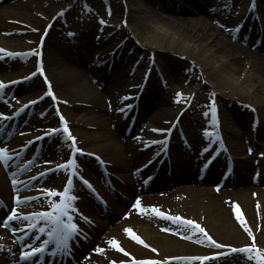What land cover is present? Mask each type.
<instances>
[{
  "label": "bare ground",
  "instance_id": "6f19581e",
  "mask_svg": "<svg viewBox=\"0 0 264 264\" xmlns=\"http://www.w3.org/2000/svg\"><path fill=\"white\" fill-rule=\"evenodd\" d=\"M72 1L74 0H16L8 9L0 8V49L20 54L14 55V60L5 58V60L0 61V64L4 65V67L7 66V70L25 67V69L27 68L26 70L30 69L28 73H31L36 67L44 69L45 77L43 78V83H47V81L50 83L57 97L55 101L65 100L68 102L67 106H73L72 110H69L68 107L66 109L59 104V108L65 113L62 114L65 121L74 128L72 134L77 137L75 142L78 146L83 147L89 152L99 155L108 163L112 173L126 181L125 187L119 181L120 184L117 185L116 180V185L118 186L116 195L121 190L127 197L126 202L132 198L133 184L129 175L124 173L125 170L130 171L133 166L136 169V167L145 162L149 156L148 154H150L148 152L152 151L154 154V151H157V145H154V142L151 140L154 139L157 132L168 128L181 108V106L176 104V100L173 99V95L167 85L165 86L167 87V91L163 89L165 87L162 88L157 85L153 80V71H150V76L146 79L143 92L141 91L139 98V120L142 124L135 126L136 130H142L140 133L142 134L141 138L138 140L128 138V145L122 146L115 141V138L112 136L113 133L107 129L106 122L116 123V116L114 117L113 113L107 112V102L113 104L115 109H122L127 105L129 100L126 96L130 93H135L137 90L142 72L151 58L153 60L161 58L168 64L169 69L168 71L166 70V77L170 79V82L172 80L171 85L174 84L175 88L178 89L181 86L184 87L181 88L182 94L180 100H187L191 94L197 92L202 87V85L195 84L189 78L188 85L183 84L185 76L188 77V75L180 74V69L182 65H186L189 62V65L193 64L198 70L199 82L204 80L203 85L210 87L214 93H218L221 97H228L230 100L237 98L243 103H250L255 108L258 117L257 126L252 128L253 112H244L236 106L232 114L226 112L227 109L225 111L222 110L221 126L223 128V137L228 141L227 152L233 155L232 159L235 160L236 164L235 173L237 179L229 187L233 189L242 187L241 191L234 190L233 192H227L225 195L222 193V195L216 196L209 189L199 185L184 186L163 198L157 196L144 198L142 206L146 208V211L142 214L138 209L135 211L136 213L133 210L126 219H122V213H125L129 209L125 207L122 199L117 202L114 201L111 195L107 196V193H104L109 200L114 215L112 213L109 214L108 224L100 226L95 231L92 242L94 245L92 248L100 247L104 251L102 253L95 251L92 254L91 248L89 252L92 257L88 259L89 261L82 258L86 256L85 254L89 253L83 254L80 259L85 264H112V262L127 258L129 259L126 261L158 260V258L163 260L168 257L206 254L205 251H201L191 244L182 242L178 238L160 229H156V227H161L165 231H167V228L177 231L180 228L176 226L177 224L173 220H169L164 216L158 217L154 215L151 208L147 206L158 207L167 216H179L184 218V220L190 219L196 221L207 229L218 244L224 247L220 251L227 250L228 248L232 250L233 248L239 249L244 246H250L253 243V237H255V244L260 249H264V190L253 185L252 175L250 178L248 177V172L254 169V163H252L250 157L245 155L246 147L237 141L240 136L253 138V134L255 133L256 140L254 147L264 150V57L250 52L234 41L232 42L229 36L221 32L220 29H216L211 22L199 20L195 16L197 12H205L207 18L229 19L232 16L231 13L229 14V10L231 9L228 8L226 13L222 9L225 8L227 2L224 0H184L186 7L184 8L180 5L177 8L174 0H161L158 4H162L161 6L169 14L164 17L154 13L153 10L135 0H119L116 9L111 8V11L103 14L105 17H108L106 21L107 25L96 28L90 27L89 23L83 24L87 22L86 18L88 17L70 12L72 16L69 17L68 22L69 26L72 25V29L68 28L65 30V37L67 41H70V47L61 48L63 37L58 31L53 29L59 30L58 24H62V22L59 20V16L55 17V13L59 12L58 15L62 13L64 16L65 12L63 11L69 10L66 9V5ZM145 1L149 5L154 3L153 0ZM167 2L169 4L174 2L173 7H168ZM211 3L212 5H210ZM215 4L218 5V8L216 9V6L211 8ZM74 6L72 5V7ZM242 11L244 13L245 8ZM230 12L233 13V11ZM173 14L183 16L176 15L173 17ZM188 14L190 15L185 17ZM46 15H48L47 18L45 17ZM64 18L66 19V17ZM68 22L65 21L62 24L61 31L65 29V25ZM44 29H49L48 34L52 35L48 45L47 40H44V43L40 41V36ZM68 30L74 34L68 37ZM255 31L257 32L256 37H261V30H257L256 28ZM120 40H123L120 47L115 49L118 51L116 56L122 58V60L129 58V56L137 58L141 54L143 55V59H141L142 56L139 58L140 63L134 66L135 72L132 75H129V72L133 69L130 66H123L121 64L118 67H114L111 73L108 72L107 62L109 60L104 63L105 65H102L108 54L101 61L92 64L93 58L99 56L98 52L100 51L98 49H101L106 43H108V47H110L109 43L114 46ZM247 40L252 41L251 37L247 38ZM101 44L102 46H98L97 49V45ZM263 45L264 39L261 48ZM108 47L106 49L103 48L101 52L107 53L110 51L111 49ZM40 51H43V57L40 56ZM241 53L246 54V60L241 58ZM22 58L25 61L21 60ZM29 63H32V67H29ZM74 65L84 67L87 69L88 74L91 73L94 78H97V83L105 85L104 99L101 96L102 94L91 83L74 71ZM0 70H3V67H0ZM25 71L21 69L11 73L15 76H9V74L1 72L0 79L9 81L18 77H24L28 74ZM22 72L24 73L22 74ZM19 86L15 92L21 95V99H28L38 89V87L32 89L35 85L31 86V88H27L29 86L24 87L21 84ZM6 89H9V87ZM37 94L34 95L36 96ZM35 96H32V98ZM240 99H244L245 101ZM83 111L92 115V118H86V120L84 118L80 119L77 114ZM103 112H106L105 116L102 115L101 117V115H97ZM9 122L11 123V120ZM45 122L47 121L42 122L41 119L30 121L28 128L30 130H38ZM49 122L50 119L47 124ZM143 124L149 127L144 128ZM195 126H200V124L197 123ZM117 128L118 132L122 133L124 124L118 122ZM190 128L191 126L186 131L189 133L192 148L194 149L193 155L187 154L188 150L185 149L187 148L186 146L183 147V150L178 145L170 147L171 168L172 173L176 177L174 187L180 186L182 181L192 178L193 173L191 169L199 161L196 149L202 145L204 137L199 131L191 130ZM93 129L102 132H91L90 130ZM40 132L42 133L43 131ZM40 132L31 134L21 140L19 138L20 143L16 142L15 144L18 143V145L13 144L7 150L17 154L23 145L30 142ZM132 135H129V137ZM58 139L60 138H57L54 144L46 145L44 143L42 146L43 151L41 154L45 158L44 160L51 162L47 165L48 168L60 162H54L57 159L61 158L65 160L72 153L69 152L71 143H62V138L60 141ZM148 142L153 145L148 147ZM143 147L147 149L144 150ZM224 148H226V145ZM172 149L174 150L172 151ZM177 150L179 151V156L177 155ZM125 151L129 153V159L124 157ZM15 155L9 154L8 157L11 160ZM225 156H223L222 160H225ZM142 158L143 162L136 164ZM9 159L8 162H10ZM129 161L132 165L129 164ZM217 161L219 160L216 159L209 166L206 174L208 182L214 181L219 175V164ZM156 162L159 163L158 160ZM37 165L35 167H41V164ZM160 165V169L167 172V163L163 161ZM42 168L45 169L46 167ZM42 168L27 172L24 177L28 176V180H31L35 174H39V171L43 170ZM94 168L97 169L96 167ZM177 168L179 170L188 169L187 173L190 177H177ZM259 169L261 172L259 173L258 183H261L264 182V163ZM88 173L96 183L99 182L93 172L88 171ZM46 175L48 177L46 180L51 181L52 186L56 189L61 182L60 178L63 176V173L59 170H49ZM161 175L162 173L158 174V176ZM49 181L46 184L50 185ZM172 181H167L168 184H166L165 189H171L170 185L172 186V184L170 183ZM22 183L20 182L18 185ZM155 185H157V181L154 182ZM159 186L162 187L163 184ZM34 189H37L36 185ZM0 195L9 207V186L1 170ZM54 198L55 196L52 197V200ZM81 199L80 208L94 217L100 224L101 221L96 218L94 212L89 208V201L85 199L84 195H82ZM159 202H162L159 206L154 205ZM51 203V199L43 198L35 200L34 203L20 202L19 204L22 206L23 214H27V212L42 211L48 208ZM237 206L239 213L251 230V234L240 220L237 219ZM116 218H119L117 222L114 221ZM28 222H25L23 228L17 231L19 238L25 241V238L31 234H34L33 239L41 237L38 234V230H34L32 233H29L28 230L25 235V231L28 229L25 225ZM45 223L43 220L37 221V229L40 226H44L43 224ZM125 228H131L149 247H145L141 243L138 244L137 241L124 231ZM124 234H127L128 237L126 238ZM111 237L115 238L120 246L125 249V252L130 255L111 248L108 243V239H111ZM152 248L158 251L153 252ZM16 249L17 246L13 244L12 239L0 229V252H5L4 254L6 255L4 260H0V264H8L13 254L18 251ZM236 252L241 253L240 251ZM59 256L61 257V255ZM64 256L62 255V257ZM254 260L257 263L256 259ZM231 261H235V258H232Z\"/></svg>",
  "mask_w": 264,
  "mask_h": 264
},
{
  "label": "rangeland",
  "instance_id": "374dc122",
  "mask_svg": "<svg viewBox=\"0 0 264 264\" xmlns=\"http://www.w3.org/2000/svg\"><path fill=\"white\" fill-rule=\"evenodd\" d=\"M16 0H6L5 2H3L2 4H0V8H5V10L6 9H8L10 6H12L13 5V3L15 2ZM88 1V8H83L82 6H81V4H80V2H81V0H74V1H72V2H70L69 4H67L66 5V9H69V10H62L63 12H65L64 13V16L61 14V15H58L59 14V12H56L55 14V17H58L59 18V20L62 22V24L66 21V22H68L69 21V17H71L72 16V13L70 14V12H73V13H76L75 12V10L77 9V11H79V14H83L84 16H86V17H88V18H86V21L87 22H84L83 24H87V23H89V26L90 27H93V28H96V27H98V25L99 26H101V21H103V23H107L106 21H107V18L108 17H105V15H103L104 13H106L107 12V10L110 8V7H112V9H116V7H117V3H118V1L119 0H87ZM135 1H137V2H139L140 4H143L145 7H148V8H150L151 10H153L154 11V13H157V14H159V15H162V16H164V17H166V16H168L169 14L166 12V10H164V8L161 6L162 4H158V2H160L161 0H153L154 1V3L151 5H149L148 4V2H146L145 0H135ZM224 1H227V3H226V5H225V8H223V10H224V12L226 13V11H228V8L229 9H231V10H229V14L231 13L232 14V16H231V18L229 17V19L227 20V22L225 21V23H222L219 19H215V20H217V21H215V28L216 29H221L220 31L221 32H223L224 31V33H226V35L227 36H229V30L230 29H233L234 30V24H235V22L237 23V19H238V16H239V14H240V12L242 11V9H243V7H244V5H246L247 4V2H248V0H224ZM175 2V4H179V5H182L184 8L186 7L185 6V4H184V0H176V1H174ZM173 2V3H174ZM173 3L172 4H169L168 2L166 3L167 5H168V7H173ZM253 4H254V6H253V8H254V11H252V14H253V18L255 19V20H258V22H257V24H258V26H260V27H262L263 28V31H264V0H254V2H253ZM72 5H75L74 7H72ZM210 5H212V3L210 4ZM209 5V6H210ZM218 7H216V9H217ZM149 9V10H150ZM230 11H233V13L232 12H230ZM42 14V13H41ZM221 14H223V13H221ZM43 15V14H42ZM176 15H179V16H183V15H180V14H173V17L174 16H176ZM190 14H188V15H185V17L186 16H189ZM47 16L48 15H46L45 17L47 18ZM199 20H207L208 22H214V19L212 20V17H209V18H207V14L205 13V12H197V14L195 15ZM64 17H66V19L64 18ZM220 21V22H219ZM62 24H58V28H59V30L62 28ZM65 25V24H64ZM213 25V24H212ZM233 25V26H232ZM252 24L250 23V22H246L245 23V27L243 28V34H247L246 32H248V30H249V28H250V26H251ZM66 26H68L69 28H71L72 29V25L71 26H69V22L66 24ZM214 26V25H213ZM71 29H69V30H71ZM53 30H56V31H58L63 37H65V30H63V31H59V30H57L56 28H54ZM223 30V31H222ZM55 32V31H54ZM95 33V32H94ZM51 34V33H50ZM59 35V34H58ZM58 37V36H57ZM231 36H229V38H230ZM51 38H52V35H47L46 36V40H47V45H48V42L51 40ZM255 38V37H254ZM233 39L234 40H236L238 43H239V45L241 46V47H243V48H245V49H247V50H249L250 52H252V53H254V54H258L259 56H261V57H264V45H263V47L262 48H256V46L254 45V43H248V42H246L245 40H243L242 38H239L236 34L235 35H233ZM230 40H231V38H230ZM232 42H233V40H231ZM50 43V42H49ZM64 44V43H63ZM61 45V48L63 47H68L67 45H68V42H67V44H66V42H65V44L64 45ZM115 44V43H114ZM259 45V44H258ZM102 46V44L101 45H99V47H101ZM109 46L110 47H108V43H106L104 46H102L101 47V49H98V45H97V49L100 51V56H99V59L102 57V54H104V53H106V52H101L102 50H103V48L104 49H106L107 47L109 48V49H111V47H112V45L109 43ZM115 46V45H114ZM113 46V47H114ZM108 49V50H109ZM46 53H47V51H46ZM113 53V52H112ZM107 54V53H106ZM242 54V53H241ZM140 56H142V54L140 55ZM140 56L139 57H137L136 59H132V58H130L129 60H127V62H124V61H122V62H124L123 63V66H129V65H138V63H140V61H139V58H140ZM242 57L241 58H244L243 60H246L247 58V56H246V54H242L241 55ZM93 59H95V60H97L96 58H93ZM158 60H159V62L161 63V65L163 66V68H164V71L165 72H167L168 71V69H169V66H168V64L166 63V62H164L161 58H158ZM139 61V62H138ZM91 62V61H90ZM121 62V63H122ZM121 63H119V64H121ZM142 63V62H141ZM91 64V63H90ZM122 65V64H121ZM184 66H186L185 68H184ZM0 67H3V70H0V73L1 72H4L5 74H9V76H15V75H12L11 73H14V72H17L18 70H21V69H23V68H21V69H17V68H15V69H12V70H7V66L6 67H4V65H0ZM74 71H76V73L80 76V77H83L86 81H88L89 83H91L95 88H98V92L99 93H101L102 95V98L104 99V97H105V94H104V91H105V89L103 88V85L101 86V85H96L92 80H91V76H90V74L91 73H89L88 74V72H87V69H85L84 67H80L79 65H74ZM184 68V69H183ZM26 69H24V71H25ZM167 70V71H166ZM181 72H180V74H183V72H185L187 75H190V74H192V76H194V77H192L195 81H194V83L195 84H198V85H202V87L200 88V89H198L197 90V92H195V93H193V94H191V96L190 97H192V100L190 99V101H191V106L188 108V111L185 113V115H183L182 116V118L180 119V120H182L184 123H186V125H187V122H188V120H192L191 121V130H196V129H198L199 130V127L200 126H195L197 123H199L200 121H203V119H202V116L207 112V114L208 115H211L212 113H210L209 111H211V106H212V104H213V102L215 103V105H216V103L218 102L219 103V107H220V105H221V107H222V110L223 111H225V109H227L226 110V112H228L229 114H232L233 113V111H234V107L236 106V107H240V106H238L239 104H242V102L241 101H239V99H233V100H230L228 97H221V96H219L218 94H214L213 93V90L210 88V87H207L206 85H203L204 84V80L203 81H201L200 83H199V78H198V80L196 79V77L199 75L198 74V70L196 69V67L193 65V64H191V65H189V62L185 65H182L181 66ZM27 71V70H26ZM25 71V72H26ZM134 72V71H133ZM24 72H22V74H23ZM21 74V75H22ZM92 75V74H91ZM178 78V77H177ZM35 79V77L32 79V80H34ZM171 82H172V80H171ZM170 82V83H171ZM187 82L185 81L184 82V84H186ZM157 84V83H156ZM172 84V83H171ZM31 85H35L34 87H32V89L33 88H35V87H38L39 85L38 84H35V82L34 81H32L31 83L29 82V83H26L25 85H24V87H27V86H29V87H27V88H31ZM98 86V87H97ZM22 87V86H21ZM175 87V85L173 84L170 88L172 89V88H174ZM100 88V89H99ZM97 90V89H96ZM39 93L40 92V88H38L34 93H32V95H30L28 98H32V96H35L34 94H37V93ZM181 92V91H180ZM14 95L15 96H12V95H10L9 97H8V99L10 100V101H5V105L3 104V106H0V108H2V109H4L5 107H6V105H10V104H12L14 101H15V99L16 100H18L17 101V103H21L22 102V100L21 101H19V99H21L22 97H21V95H18V93H14ZM100 96V97H101ZM4 98H6V97H4ZM24 98H25V96H24ZM6 100H7V98H6ZM23 100H26V99H23ZM240 100H242V101H245L244 99H240ZM44 106V101H42V102H40L38 105H37V107L36 108H34V110H33V113L35 114V115H37L41 110V112L40 113H42V112H45V109L43 110V107ZM69 110H72V108H69ZM74 110V109H73ZM241 110V109H240ZM8 111V110H7ZM106 112H103V113H99V114H97V115H101V117H102V115H104ZM78 116H79V118L80 119H83L84 118V120H86V118L87 119H89V118H92V115H90V114H88L87 112H85V111H83V112H78V114H77ZM93 115H96V114H93ZM105 116V115H104ZM103 116V117H104ZM79 119V120H80ZM204 122V121H203ZM107 123V129H109L110 131H111V129L110 128H112V125H111V123H109V121L108 122H106ZM44 124V123H43ZM139 124H142L141 123V121L139 122ZM143 125H145V124H143ZM43 126H45V125H43ZM248 126H249V122H248ZM190 126H188L187 125V129L189 128ZM43 129H47V127H42V129H40V130H43ZM39 130V131H40ZM139 130V129H138ZM30 131V130H29ZM91 132H102V131H99V130H90ZM28 132V129H27V127L26 128H24V127H22V128H20L19 130H14L13 132H12V134L11 135H9L8 137H6L5 139L6 140H4L5 142L6 141H10L11 140V143H13V141L15 140V138H19V136H22L24 133L26 134ZM36 132H38V130H36V131H31L29 134H31V133H36ZM113 134H112V136L115 138V141L116 142H118L119 144H121L122 146H127L128 144L127 143H125L123 140H125V139H123V137L121 136V135H119V134H115L113 131H111ZM135 132H136V130H135ZM139 132V131H138ZM26 136V135H25ZM25 136H22L21 138H23V137H25ZM254 139H256V137H254ZM21 140V139H20ZM20 140H18V143L20 142ZM246 139H245V136L244 137H242V136H240V138L237 140V141H239L240 143H242L243 144V146H245L246 147V151L248 152V154H249V152H250V156H251V151H249V150H247V147H248V145L250 144L249 142H246L245 141ZM11 143H10V145H11ZM9 144V143H8ZM253 157H252V159H253V161L252 162H254V158L257 156L258 158L255 160V162H254V165H257L258 166V164L261 162V160H263V159H259V156L261 155V151H264V150H259V149H256V148H254L253 147ZM243 151H244V149H243ZM124 157H126V158H128L129 159V153L127 152V151H125L124 152ZM146 156V155H145ZM144 156V157H145ZM39 157V156H38ZM143 157V158H144ZM39 158H41V157H39ZM143 158L139 161V162H137L136 164H140V162H143L142 160H143ZM40 161H38L37 163H36V165L39 163ZM257 162H258V164H257ZM43 163V162H42ZM41 163V164H42ZM129 164L130 165H132L131 164V162L129 161ZM35 166V165H34ZM134 167V166H133ZM34 168V167H33ZM178 169V168H177ZM32 170V169H31ZM187 170L188 169H186V172H187ZM193 171H194V168L192 169ZM253 171H254V169L253 170H250L249 172H248V177L250 178L251 177V175L253 174ZM125 174H127V175H129V177H130V173H131V175H133V173H132V171L130 170H125V172H124ZM254 173H256V172H254ZM176 174H177V176H185V170L183 171V170H177L176 171ZM123 180V179H122ZM160 183H163V181L162 180H160L159 181V184ZM187 183H189V184H191V183H193L192 182V180H187ZM123 186H125L126 187V182L123 180ZM38 185H46V181L45 180H40L39 182H38ZM253 185H255L257 188H263L264 187V182H261V183H253ZM209 189V188H208ZM133 190H134V188H133ZM224 191H223V195H225L227 192H233L234 190H242V187H237V188H235V189H233L232 187H231V189L230 188H225V189H223ZM209 191L211 192V188L209 189ZM131 196H133V195H131ZM130 201H131V199H130ZM130 201H129V203H130ZM128 203V204H129ZM127 206V205H126ZM124 213V212H123ZM122 213V214H123ZM118 219L119 218H116L114 221L115 222H117L118 221ZM105 219L103 220L102 219V223H101V225H103L105 222ZM105 234H107L106 232H105ZM212 237V236H211ZM261 255H264L263 253H261ZM233 258V257H232ZM0 260H2V257H0ZM230 260L231 259H227V260H224V261H222V262H220L219 261V263L218 264H250V262L247 260V256L245 257V256H241V257H236V259H235V261H231L230 262Z\"/></svg>",
  "mask_w": 264,
  "mask_h": 264
},
{
  "label": "snow or ice",
  "instance_id": "6c2138e0",
  "mask_svg": "<svg viewBox=\"0 0 264 264\" xmlns=\"http://www.w3.org/2000/svg\"><path fill=\"white\" fill-rule=\"evenodd\" d=\"M62 14V13H61ZM103 23V21H101ZM42 39V38H41ZM31 51V50H30ZM0 53H3L7 56H14V55H20L19 53H11L8 52L5 49H0ZM39 55V53H37ZM42 74V72H41ZM32 75V74H29ZM11 83V82H9ZM4 87V82L0 81V89ZM48 94L52 95L51 88L49 87ZM181 94L177 93V98H179ZM53 99H55V96L53 95ZM29 103H33L30 101ZM211 112L213 117V122L216 120V107L215 103L213 102L211 106ZM0 117H3V114L0 113ZM66 121L63 116H60V125L63 128V131L68 134V138L73 141V148H75V137L71 136L69 129L66 127ZM51 131L55 132L56 129H52ZM206 134H208L206 132ZM76 152H80L82 154V149L75 148ZM251 151V149H250ZM9 157H8V150L6 148H0V161H3L5 164H7ZM78 167L76 164L75 159H69L65 164L57 165V168H67L70 171H75V169ZM76 175H79V173H75ZM81 180L83 183L91 188V184L83 179L81 177ZM16 183V181H14ZM74 187L72 178L69 177L66 181V184L63 188V190H56V189H49L45 190L48 196H58V201H52L50 204V207L47 210H42L38 212H34L30 215L28 214H17V209L13 208L11 210V213L6 216V219L2 222L3 226L8 227L10 221H21L24 220L29 221L25 227L29 229L37 228V221L43 220L46 222L44 226L38 227V231L43 233L46 231V227L50 226L51 230L47 231V235L49 237L48 240H43L39 242V246L35 245H26L28 248L27 251L21 252V259L23 260H30L34 255L38 253H43L47 251L48 246L54 242L55 247L51 249V254L55 255L57 252H64L66 254L70 253V241L76 237L77 235L81 234V230L79 229L78 224L74 221L73 212H77L78 209L74 205V201L78 199L74 194H72V188ZM22 199L19 196L16 197V202L19 204L22 202ZM0 206H4V202L0 201ZM142 214L146 211V208L141 206V202L139 199L135 201L134 205ZM151 208L152 212L155 213L157 216H164L167 219L174 220V221H181L186 227H190L192 231H198L203 234L204 238L210 242L211 245H214L216 247H222V245L218 244L217 241H215L208 233L205 231L204 228H202L196 221L194 220H184V218L179 216H167L165 213L161 212L158 207L154 206H147ZM71 210V211H70ZM81 219H84L87 222H91L88 217H84L82 214L80 216ZM237 219L240 220V222L245 226L246 230L249 231L251 234V230L248 228L246 222L244 221L242 215L239 213V209L237 206ZM13 232L17 231V228L12 229ZM124 231L131 236L132 239L135 241L144 244L145 247H149V245L145 244L143 239L139 235H137L131 228H125ZM191 239V236L187 237ZM202 243L203 241H197ZM108 243L118 249L121 252H125V249H123L119 242L115 238H111ZM255 250V256L251 257L256 259L257 264H264V255H261L262 252H264V249H260L255 244V237H253V243L250 246H244L239 249L233 248L232 251H240L245 253H251L252 250ZM153 252H157L158 250L155 248L151 249ZM94 251L98 253H102L104 249L97 247L94 249ZM126 255H130L129 253H126ZM166 259H177V260H199V261H205L209 259L208 256H198V257H170ZM112 264H116V262H112ZM120 264H124V262H120ZM133 264H164V261H159L156 259H144V260H134Z\"/></svg>",
  "mask_w": 264,
  "mask_h": 264
}]
</instances>
